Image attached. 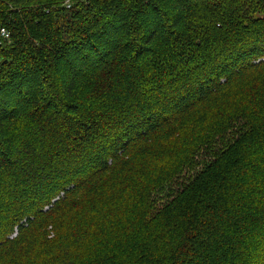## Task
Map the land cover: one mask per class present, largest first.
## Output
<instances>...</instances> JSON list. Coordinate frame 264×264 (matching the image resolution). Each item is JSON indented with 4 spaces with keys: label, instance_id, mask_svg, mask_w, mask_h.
<instances>
[{
    "label": "trees",
    "instance_id": "trees-1",
    "mask_svg": "<svg viewBox=\"0 0 264 264\" xmlns=\"http://www.w3.org/2000/svg\"><path fill=\"white\" fill-rule=\"evenodd\" d=\"M68 1L0 0V264H264V0Z\"/></svg>",
    "mask_w": 264,
    "mask_h": 264
},
{
    "label": "built area",
    "instance_id": "built-area-1",
    "mask_svg": "<svg viewBox=\"0 0 264 264\" xmlns=\"http://www.w3.org/2000/svg\"><path fill=\"white\" fill-rule=\"evenodd\" d=\"M67 4H69V1L67 0ZM10 36V31L7 30L6 28H1L0 29V39H8V37ZM17 232L14 233V235H16ZM13 235V236H14Z\"/></svg>",
    "mask_w": 264,
    "mask_h": 264
},
{
    "label": "rangeland",
    "instance_id": "rangeland-1",
    "mask_svg": "<svg viewBox=\"0 0 264 264\" xmlns=\"http://www.w3.org/2000/svg\"><path fill=\"white\" fill-rule=\"evenodd\" d=\"M49 230L51 231L52 230V228L51 227H49ZM51 234H52V232H51ZM15 237V236H14Z\"/></svg>",
    "mask_w": 264,
    "mask_h": 264
}]
</instances>
